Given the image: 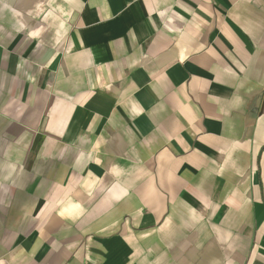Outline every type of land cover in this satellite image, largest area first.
<instances>
[{"label": "crops", "instance_id": "1", "mask_svg": "<svg viewBox=\"0 0 264 264\" xmlns=\"http://www.w3.org/2000/svg\"><path fill=\"white\" fill-rule=\"evenodd\" d=\"M0 264H264V0H0Z\"/></svg>", "mask_w": 264, "mask_h": 264}]
</instances>
